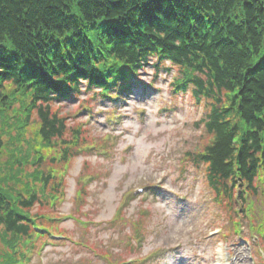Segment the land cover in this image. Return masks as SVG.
<instances>
[{"label": "trees", "instance_id": "obj_1", "mask_svg": "<svg viewBox=\"0 0 264 264\" xmlns=\"http://www.w3.org/2000/svg\"><path fill=\"white\" fill-rule=\"evenodd\" d=\"M149 65L173 71V92L204 107L202 142L184 159L202 167L229 232L264 240V0H0V264H31L54 233L123 264L54 220L76 156L89 143L108 148L63 111L90 91L121 95ZM88 168L70 214L81 228ZM143 217L116 212L114 247L137 236Z\"/></svg>", "mask_w": 264, "mask_h": 264}, {"label": "rangeland", "instance_id": "obj_2", "mask_svg": "<svg viewBox=\"0 0 264 264\" xmlns=\"http://www.w3.org/2000/svg\"><path fill=\"white\" fill-rule=\"evenodd\" d=\"M152 74L149 68L140 75L146 83L153 81L146 93L139 86L117 103L108 97L90 99L91 118L86 110L73 112L83 98H73L65 105L64 112L89 121L96 135L109 134L113 149L109 155L91 152L76 158L68 177L67 201L57 211L72 212L77 176L88 158L95 177L89 182L88 202L83 207L90 211L89 243L115 253L118 259L127 256L122 247H114L115 230L119 229H109L104 222L125 203L126 213L134 217L139 209L147 210L144 242L138 246L144 254L157 252L148 258V264H256L252 246L240 244V237L226 239L217 234L225 219L211 202L202 167L183 159L187 149L202 142L195 121L203 115L204 107L195 106L187 94L172 95L169 83L173 71L163 70L157 78ZM140 108L144 112H139ZM110 109L118 115L112 120ZM143 185L152 193L135 194L136 199L130 202L126 193L134 194ZM61 225L75 239L85 231L71 218ZM82 259L86 264H107L103 257L71 240L47 245L32 264H78Z\"/></svg>", "mask_w": 264, "mask_h": 264}]
</instances>
